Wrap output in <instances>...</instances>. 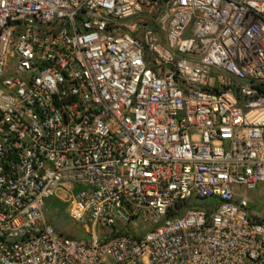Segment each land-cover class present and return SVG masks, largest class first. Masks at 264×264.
Wrapping results in <instances>:
<instances>
[{
  "label": "built area",
  "instance_id": "1",
  "mask_svg": "<svg viewBox=\"0 0 264 264\" xmlns=\"http://www.w3.org/2000/svg\"><path fill=\"white\" fill-rule=\"evenodd\" d=\"M259 184L264 0H0V264H264Z\"/></svg>",
  "mask_w": 264,
  "mask_h": 264
},
{
  "label": "rangeland",
  "instance_id": "2",
  "mask_svg": "<svg viewBox=\"0 0 264 264\" xmlns=\"http://www.w3.org/2000/svg\"><path fill=\"white\" fill-rule=\"evenodd\" d=\"M263 193L264 184H259L254 191L248 192V196L256 200V208H259L262 204H264ZM42 209L46 219L50 220V223L57 231H61L62 233L77 239H88V236L83 231V227L80 224L69 220L66 214L63 212V207L59 206L54 198L45 200L43 202ZM46 211L49 212L48 215H46Z\"/></svg>",
  "mask_w": 264,
  "mask_h": 264
}]
</instances>
